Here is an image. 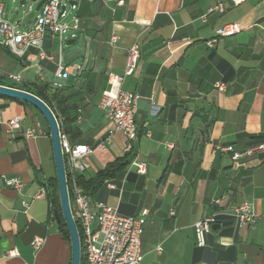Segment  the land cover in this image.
Returning <instances> with one entry per match:
<instances>
[{"label":"crops","instance_id":"crops-1","mask_svg":"<svg viewBox=\"0 0 264 264\" xmlns=\"http://www.w3.org/2000/svg\"><path fill=\"white\" fill-rule=\"evenodd\" d=\"M73 1L70 18L65 20L66 9L61 20L78 17L79 29L65 35L61 49L47 36L44 49L52 60L41 59L37 48L13 57L0 44V68L22 81L50 84L78 108L76 142L92 149L85 178L130 154V162L91 200L126 216L146 210L141 264H264V159L237 166L220 150L264 141V0H222L223 12L209 11L219 0H124L117 6L106 0ZM25 3L29 11L38 1ZM232 22L241 30L219 36ZM113 34L120 37L115 44L110 43ZM213 37L218 41L209 47L206 41ZM133 43L140 47V60L122 88L140 96L138 136L126 151V135L114 129L99 101L109 88V74H124ZM59 61L71 69L67 78L55 75ZM16 115L22 128L11 134L5 121ZM0 117V264H70V240L55 218L49 128L31 104L5 96H0ZM37 123L43 133L25 137L24 129ZM134 158L145 163V173L131 165ZM9 178H18L22 186L8 185ZM42 186L46 197L34 199ZM243 200L257 215L253 227L238 228L234 222L233 210ZM212 214L218 222L206 244L198 246L193 224ZM35 236L45 238L39 250L31 245ZM10 250L15 255L4 256Z\"/></svg>","mask_w":264,"mask_h":264},{"label":"built area","instance_id":"built-area-1","mask_svg":"<svg viewBox=\"0 0 264 264\" xmlns=\"http://www.w3.org/2000/svg\"><path fill=\"white\" fill-rule=\"evenodd\" d=\"M39 0H25V2H36ZM67 0H47L39 9L32 25L28 26L21 20L16 22L4 17L5 0H0V44L6 46L15 56L22 58L30 48L39 50L41 59H53L44 49V42L47 36L56 38L61 49L64 37L71 31L79 29L80 20L74 17L72 22H63L61 19L67 15V10L61 12L62 4ZM114 3L115 6L122 4L124 0H106ZM238 3L242 0H231ZM225 10L222 0L218 4L210 7L209 11ZM241 30L238 22H232L224 25L219 32V36L234 35ZM74 36V33H71ZM118 34H113L110 43L115 44L119 41ZM218 41L213 37L206 41L209 47L214 46ZM264 46V36L262 38ZM140 60V47L138 43H133L128 49L127 64L124 74L110 73L109 88L104 90L99 106L104 111L107 120L112 124L115 130L123 132L127 137L125 150L132 149V142L138 136V127L136 116L138 111L139 94L136 91L122 88V83L126 76L132 75L136 70ZM71 69L63 65L60 61L57 64L55 75L59 78H67ZM0 76H5L13 81L20 82L22 78L18 74L6 73L0 70ZM219 89H223V84H218ZM157 106L152 102V110ZM0 122L3 120L0 117ZM7 131L14 133L22 128V117L16 115L8 118L6 121ZM43 133L39 123L34 126H28L24 129V136L37 138ZM61 134V133H60ZM62 153L64 158L69 204L72 216L77 224L79 232L81 250L85 257V264H141L143 253L141 250L142 236L146 225V210L141 213L126 216L122 215L118 208L107 205L100 201H92L85 188L79 183V175L84 174L88 168L86 157L92 151L86 144H71L65 135L61 134ZM103 148L105 143L100 144ZM220 150L228 153L234 165H241L246 160L262 161L264 159V141L251 143L242 150H236L232 145L220 146ZM131 165L136 168L138 173L146 172L144 162L134 158ZM8 185L15 188L22 186L18 178H9L6 180ZM109 187H115L108 182ZM47 187H40L33 198H45ZM219 199L214 202L219 203ZM93 207V209H92ZM233 218L236 226L242 228L245 226L253 227L257 221V215L252 209L248 200H243L233 210ZM216 223V215H208L193 224L196 244L204 246L206 244V235L211 232ZM45 242L43 236H35L31 245L35 250H39ZM160 249V247L158 248ZM15 255L14 250L7 251L4 256Z\"/></svg>","mask_w":264,"mask_h":264},{"label":"trees","instance_id":"trees-1","mask_svg":"<svg viewBox=\"0 0 264 264\" xmlns=\"http://www.w3.org/2000/svg\"><path fill=\"white\" fill-rule=\"evenodd\" d=\"M2 46L4 48V51L8 55L15 57V55L12 52H10V50L6 46L4 45ZM0 84L29 91L40 97L42 100H44L48 104V106L52 109L55 116L57 117L58 124L60 127V133L62 135H65L71 144L77 143L76 139L80 135L79 128L75 126V122L79 117L78 108L76 106L68 105L66 97H64L58 89H52L50 87V84L42 81L16 82L5 76H0ZM259 141L262 140L260 139L254 140L251 143H255ZM129 155L130 154L127 153L121 159H118L113 163L107 164L104 168L98 171V173L94 178L87 179L85 178L84 174L79 175L78 177L79 183L85 188L86 192L90 196H93L96 190L98 189V187L102 183H104L107 179L113 177L118 171L122 170L130 162L131 158L130 159L128 158ZM54 186L56 192V199H54V201L57 202V211L61 218L60 225L66 237L70 240L69 232L67 230L66 224L64 222L61 213L56 177L54 178ZM217 222H218V218L216 217V223ZM81 264H85V257L83 253L81 258Z\"/></svg>","mask_w":264,"mask_h":264},{"label":"water","instance_id":"water-1","mask_svg":"<svg viewBox=\"0 0 264 264\" xmlns=\"http://www.w3.org/2000/svg\"><path fill=\"white\" fill-rule=\"evenodd\" d=\"M46 1L47 0H39L36 6V10H39ZM24 2L25 0L21 1V3ZM73 3H74L73 0H67L66 3L62 4L60 13H63L64 10L67 9V6L72 5ZM0 96L17 99L31 104L34 108H36L40 112V114L43 115L44 119L47 122L49 128V134L52 142V148H53L60 208H61L62 217L69 232V238L71 244L70 264H81L82 250H81L77 224L70 210L67 179H66L64 158L62 153V145H61V134H60V127L58 124L57 117L55 116L52 109L48 106V104L44 100H42L40 97L29 91L0 84ZM55 218L57 222L61 221L58 212L55 213Z\"/></svg>","mask_w":264,"mask_h":264},{"label":"rangeland","instance_id":"rangeland-1","mask_svg":"<svg viewBox=\"0 0 264 264\" xmlns=\"http://www.w3.org/2000/svg\"><path fill=\"white\" fill-rule=\"evenodd\" d=\"M5 3L6 5H5L4 17L6 18L9 17L11 20L15 22L17 20H21L22 18H24L23 22L27 23V21L30 20L31 17L36 16L39 12L38 10H36V6H32L31 10L28 11V4L27 3L21 4L20 0H5ZM67 9H68V16L66 17L65 20L69 19L71 16L70 5H68ZM26 11L28 12L25 13ZM0 70L2 69L0 68ZM40 121L44 126H48L42 114H40Z\"/></svg>","mask_w":264,"mask_h":264}]
</instances>
